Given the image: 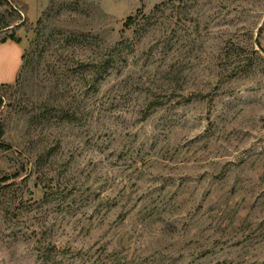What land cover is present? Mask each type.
<instances>
[{
	"label": "rangeland",
	"instance_id": "rangeland-1",
	"mask_svg": "<svg viewBox=\"0 0 264 264\" xmlns=\"http://www.w3.org/2000/svg\"><path fill=\"white\" fill-rule=\"evenodd\" d=\"M17 1L0 264H264V0Z\"/></svg>",
	"mask_w": 264,
	"mask_h": 264
},
{
	"label": "trees",
	"instance_id": "trees-1",
	"mask_svg": "<svg viewBox=\"0 0 264 264\" xmlns=\"http://www.w3.org/2000/svg\"><path fill=\"white\" fill-rule=\"evenodd\" d=\"M4 5H8V0H0V6H4ZM15 15L20 17V11L13 10L11 12H7L5 14L0 15V30L8 29V28L12 27V25H14V24L17 25L18 22L14 21L15 20V18H14ZM129 21H131V19H129ZM19 25L20 24H18L17 26H19ZM9 40L17 42V40H16V38H15V36L13 34L9 39H3L1 41V44H5ZM2 106H3V100L0 97V110H1ZM4 137H5L4 127H3L2 123L0 122V149H7V147H8V145L5 143Z\"/></svg>",
	"mask_w": 264,
	"mask_h": 264
},
{
	"label": "crops",
	"instance_id": "crops-1",
	"mask_svg": "<svg viewBox=\"0 0 264 264\" xmlns=\"http://www.w3.org/2000/svg\"><path fill=\"white\" fill-rule=\"evenodd\" d=\"M12 43V42H11ZM6 44V43H5ZM2 45H4V44H2ZM2 45L0 46V47H2Z\"/></svg>",
	"mask_w": 264,
	"mask_h": 264
}]
</instances>
